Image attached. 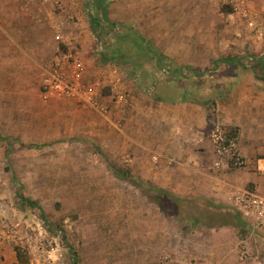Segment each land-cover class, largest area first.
Instances as JSON below:
<instances>
[{
	"label": "rangeland",
	"instance_id": "obj_1",
	"mask_svg": "<svg viewBox=\"0 0 264 264\" xmlns=\"http://www.w3.org/2000/svg\"><path fill=\"white\" fill-rule=\"evenodd\" d=\"M105 3L106 14L94 0L82 1L90 25L85 47L60 9L40 0H0V133L18 139L11 147L0 138V201L20 226L55 237L56 256L65 264H75V258L78 264H260L264 260V229L245 226L232 203L181 194L164 187L163 177L133 174L137 165L130 160L132 152L122 151L109 126L123 124L118 111L130 105L134 93L125 88L124 76L126 100L118 101L116 91L105 81L119 59L171 60L164 52L172 51L178 60L203 62L188 67H199L198 85L204 92L198 99L213 105L219 99L218 91L232 88L233 82H225L224 74L251 71L229 66L224 58L249 65L251 56L264 59V52L252 49L248 34L255 32L244 23L231 24L220 0ZM101 15H106L103 18L113 22V27L105 20L100 29L94 26L93 17ZM56 20L63 23L64 40L71 38L81 48L87 80L101 82L99 92L107 112L43 92L46 69L59 49H66V43L56 38ZM34 24L36 33L13 30ZM104 55L114 59L105 63ZM28 56L32 59L26 60ZM256 64L253 71L264 75V60ZM149 68L147 64L139 68L141 81L148 72L153 73ZM160 73L154 78L157 82L175 75L188 93L196 86V81L190 82L189 76L185 80L177 71H156ZM255 79L260 83L259 76ZM141 81H137L139 87ZM149 89L138 91L146 96L160 91ZM216 126L226 129L211 121V131ZM236 138L238 142V135ZM21 143L45 145L28 148ZM261 147L250 171L258 172L257 162L264 158V145ZM154 153L150 155L153 159ZM245 167L226 168L241 176ZM246 187L252 189L254 183ZM22 195L38 205L24 203ZM5 244L17 253L19 245L8 243H0V251ZM21 248L28 262L37 264ZM3 258L0 253V264H4Z\"/></svg>",
	"mask_w": 264,
	"mask_h": 264
},
{
	"label": "crops",
	"instance_id": "obj_2",
	"mask_svg": "<svg viewBox=\"0 0 264 264\" xmlns=\"http://www.w3.org/2000/svg\"><path fill=\"white\" fill-rule=\"evenodd\" d=\"M82 1L64 0L60 12L72 15L70 25L79 32L84 46L87 47L86 35L88 31L90 32V25L88 15L83 11ZM249 3L261 12L260 23L263 34L261 37L254 31L253 35L250 33L248 35L252 39V49L263 53L264 0H249ZM28 13L30 14V11ZM13 30L36 33L38 26L34 24L27 28L18 25ZM164 53L171 60H141V62L117 60L114 68L117 72H121L123 79L124 76L127 77L124 79V86L134 94L131 106L127 105L128 107L123 111H118L119 119L122 120V117L124 119L123 124L120 127L115 125L109 127L115 131L116 143L122 146V151L131 150L130 160L137 165L133 174L143 177H163L164 187L170 186V190L186 195L196 194L217 203H232L235 189L246 186L249 182L254 183L253 190L264 193L263 175L250 171L252 161L256 154L262 151L261 146L264 145V88L261 87L264 75H257L258 73L253 71L256 66L255 61L262 62L263 57L251 56L253 60L251 65L244 62H226L229 66L239 65L251 71L224 74L225 82H233L232 88L223 87L216 94L219 99L210 105L205 100L198 99L204 92L198 85L199 67H188V64L194 63L202 66L203 62L198 64L196 60H178L172 51ZM29 58L32 59L28 56L26 60H30ZM110 62L111 60L105 61V63ZM146 64L150 66L149 70L152 68L153 73L148 72L146 78L141 81L142 69L139 68ZM135 65L139 67L136 68ZM166 68L173 72L177 71L180 77H185V80H188L189 76L190 82L196 81L195 88H192L194 90L188 93L186 85H179L175 75L164 83L160 80L157 82L154 78L161 76V73L156 74V71L161 72ZM188 71L196 73L189 75ZM255 76H259L262 82L258 83ZM137 81H141L143 85L139 87ZM147 88H150L148 91L152 88L160 91L155 95H140L141 92L138 90ZM211 121L226 127L239 128L238 149L248 160V165L243 173L241 172V176L225 166L214 165L217 156L210 136ZM152 152L156 154L155 159L150 157ZM0 253L4 254L2 260L4 264L18 262L17 253L6 244L3 245ZM26 264L30 262L27 261Z\"/></svg>",
	"mask_w": 264,
	"mask_h": 264
},
{
	"label": "built area",
	"instance_id": "obj_3",
	"mask_svg": "<svg viewBox=\"0 0 264 264\" xmlns=\"http://www.w3.org/2000/svg\"><path fill=\"white\" fill-rule=\"evenodd\" d=\"M40 1L52 5L56 10L61 9L64 0ZM220 1L228 6L224 12L231 24L244 23L262 37L261 14L250 5L249 0ZM68 17L71 18L72 15L69 14ZM53 26L57 32L56 38L66 43V49H59L49 68L46 69L41 82L43 92L46 96L71 98L107 112V107L100 97L101 82L87 80V66L81 48L71 38L64 40L62 22L56 20ZM112 72V76H107L105 81L116 91L118 101L126 100L127 93L122 83V75L117 69ZM210 136L217 156L215 166L230 168L247 165L246 157L237 147V138L227 139L225 130L220 126H216ZM256 167L259 173L264 174V158L257 162ZM232 204L252 228L264 229V193L246 186L237 187L233 193ZM0 243L16 244L25 248L35 258L37 264H65L56 256L58 249L56 238L29 226H20L2 201H0ZM259 263L264 264V260Z\"/></svg>",
	"mask_w": 264,
	"mask_h": 264
},
{
	"label": "trees",
	"instance_id": "obj_4",
	"mask_svg": "<svg viewBox=\"0 0 264 264\" xmlns=\"http://www.w3.org/2000/svg\"><path fill=\"white\" fill-rule=\"evenodd\" d=\"M96 4L99 6L100 9H102L104 11V14H106V3H105V0H95ZM228 6H226L225 9H228L227 8ZM224 8V7H223ZM106 16V15H104ZM103 16V17H104ZM103 17H99V16H94L93 17V22H94V26L97 25V27L100 29L103 25H102V21L105 20L106 22V25H108L109 27H113L114 23L111 22V21H108L107 18H103ZM107 19V20H106ZM96 24V25H95ZM95 30V31H94ZM93 31H94V34L97 36V37H100V32H97L98 30L96 28L93 27ZM103 61H110V60H113L114 59V56H109V55H104L103 56ZM121 60V59H119ZM224 61L227 62V63H235L236 61L238 62H242V60H234L233 57H230V58H224ZM255 61V60H254ZM261 61L260 60H257L255 61V63H260ZM257 65V64H256ZM225 134H226V138L229 139V138H236V136L238 135V130H237V127L235 126H227L226 129H225ZM0 138L3 139L9 146L12 147V145L14 144V142L18 141L17 138L13 137V136H9V135H3L2 133H0ZM22 146L24 147H28V148H39V147H42L44 146L45 144H42V143H29V144H24V143H21ZM10 150V149H9ZM130 176V175H129ZM169 192V191H167ZM170 193V192H169ZM168 193V194H169ZM22 198V201L30 206H37V202L30 199V198H27L25 197L24 195L21 196ZM238 217V216H237ZM241 222L247 226L248 228H252L251 225L245 221L244 219H240ZM16 251H17V255H18V262L17 263H14V264H26V262L28 261V257L26 255V251L23 250L21 247L17 246L16 248ZM75 253V252H73ZM74 259V258H73ZM74 263L75 264H78L76 262V258L74 259Z\"/></svg>",
	"mask_w": 264,
	"mask_h": 264
}]
</instances>
